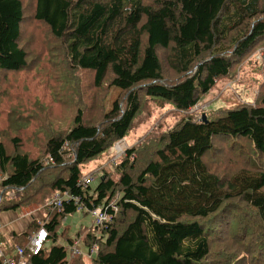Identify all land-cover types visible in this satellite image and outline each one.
Wrapping results in <instances>:
<instances>
[{"label":"trees","instance_id":"obj_1","mask_svg":"<svg viewBox=\"0 0 264 264\" xmlns=\"http://www.w3.org/2000/svg\"><path fill=\"white\" fill-rule=\"evenodd\" d=\"M26 23L37 49L46 44L34 58L23 44ZM260 48L264 0H0L2 78L32 76L47 52L44 64L55 61L66 93L83 74L96 90L91 104L75 97L37 124H19L24 114L11 105L1 110L0 213L37 204L45 215L5 243L0 236L4 256L44 226L53 245L33 264H264V80L251 104L203 113L205 123L190 114ZM108 89L119 91L109 112ZM150 103L181 119L127 148L94 190L83 186V165L124 140ZM219 142L234 160H217ZM55 194L61 209L48 206ZM111 204L120 214L110 209V220L82 238L97 252L72 257L76 239L63 233L67 245L58 243L61 221Z\"/></svg>","mask_w":264,"mask_h":264},{"label":"rangeland","instance_id":"obj_2","mask_svg":"<svg viewBox=\"0 0 264 264\" xmlns=\"http://www.w3.org/2000/svg\"><path fill=\"white\" fill-rule=\"evenodd\" d=\"M31 24L26 23L24 26V40L23 44L27 45L31 50V57H35L38 54L40 48L46 47V44H41L37 49L34 39L32 37ZM37 50V51H36ZM44 54V53H43ZM43 61L41 64H37L35 74L32 76L28 74H21L19 76H10L8 79H4L0 76V124L3 123V115L1 110L6 108L7 105H11L20 113L24 114V117H20L19 124H37L39 121L44 120L45 117L58 118L61 114H64V107L67 104L72 103V100L77 97L80 100L85 101L87 105L92 103L93 96L96 94V90L92 91L93 78L90 74L81 75V85L75 87L76 90H71L66 93L64 78H62L61 71L56 68L55 61L53 60L48 66L44 64L47 57V52L43 55ZM242 78L229 81L225 79L218 83L216 87L204 97L202 102L199 103V109L201 111H192L191 115L195 119L202 118L203 113L209 111H217L226 107H236L240 103L251 104L255 100L257 93V87L260 84V72L259 70H253L251 64L244 63L240 68ZM251 73L252 80L246 77V73ZM248 73V74H249ZM245 81L243 83V80ZM119 91L117 89H108L106 92L103 106L105 111H110L114 101L118 98ZM87 114L88 119L96 121L99 117L97 111H89ZM89 114V115H88ZM181 116L171 107H160L150 103V106L139 116L133 130L122 140L127 148L141 147L145 143H152V140L173 127ZM9 124H18L11 122ZM219 149L223 152L221 155L213 154L217 156V160H222L224 154L229 159H235L231 145H225L221 142L218 143ZM113 149L110 152L102 154L100 157L86 163L82 167V172L86 177L92 178L90 185L94 190L98 184L101 176L106 173L114 175L115 164L113 163ZM236 151H239L238 149ZM240 165V162H238ZM54 196V195H53ZM52 196V197H53ZM51 200V199H50ZM43 206L34 204L32 206H23L19 211L12 212L15 217L21 220L24 230L34 220L43 222L44 209ZM27 216L23 219L22 216ZM95 226L94 216L91 213H85L81 210L67 215L58 228V243L65 246L67 240L63 237V233L71 239H76L78 245L83 254L86 256L88 249L82 242L83 236ZM16 233V232H14ZM2 236L5 238L8 233L2 232ZM19 234V233H16ZM53 245L52 242H47L45 246L50 248ZM0 247H4L3 245Z\"/></svg>","mask_w":264,"mask_h":264},{"label":"built area","instance_id":"obj_3","mask_svg":"<svg viewBox=\"0 0 264 264\" xmlns=\"http://www.w3.org/2000/svg\"><path fill=\"white\" fill-rule=\"evenodd\" d=\"M251 68L253 70H259L260 72V79L261 81L264 80V48L258 49L250 58ZM238 78H242L241 72L238 74ZM197 106L192 111H201ZM127 147L124 145L123 141H119L115 144L113 149V163L115 164L126 152ZM4 176L0 174V193L2 192L1 182L4 180ZM94 180L89 177H85L82 180L83 186H89L90 182ZM19 191H14L12 195H17ZM2 199V195H0V201ZM63 200L64 198L58 194H55L48 203V206L53 209H61L63 207ZM110 209L113 210L114 217L120 214L119 209L111 204L109 207L102 208V209H93L92 211H88L94 216V222L97 226H102L106 224L110 218ZM79 210L83 211L82 208ZM49 241V233L47 229L42 226L40 230L33 235L28 237L27 244L25 247L16 246L13 251L12 256H4L3 249L0 248V258H4L3 264H33L31 262V258L37 256L43 250L45 244ZM78 241V240H77ZM75 240L74 244L69 248L70 255H84L82 249L80 248V243ZM98 250L97 245H93L88 251L86 257H92Z\"/></svg>","mask_w":264,"mask_h":264},{"label":"crops","instance_id":"obj_4","mask_svg":"<svg viewBox=\"0 0 264 264\" xmlns=\"http://www.w3.org/2000/svg\"><path fill=\"white\" fill-rule=\"evenodd\" d=\"M248 73H246V75H247L246 77H248V75H249V79L247 80V84H248V82H250L252 80V75H250L251 73H249V74ZM244 82L245 81L243 80V83ZM12 212H15V211H12ZM12 212L0 213V236L3 235L2 232H6V233L10 234L11 232L20 233L24 230V226H23L21 220L18 219L17 217H15V214ZM27 216H29V214H27L26 216L24 215L22 217L24 219ZM44 218L45 217H43V220H44ZM6 240H8V238L4 239V243ZM73 240H75V239H73ZM0 245L2 246L1 243H0ZM0 248L3 249V247H0Z\"/></svg>","mask_w":264,"mask_h":264},{"label":"water","instance_id":"obj_5","mask_svg":"<svg viewBox=\"0 0 264 264\" xmlns=\"http://www.w3.org/2000/svg\"><path fill=\"white\" fill-rule=\"evenodd\" d=\"M208 120H207V118H206V116L205 115H202V122H207Z\"/></svg>","mask_w":264,"mask_h":264}]
</instances>
